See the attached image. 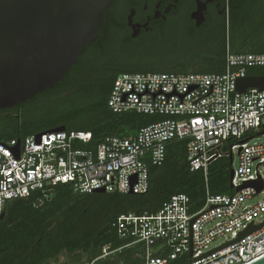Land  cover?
I'll list each match as a JSON object with an SVG mask.
<instances>
[{
  "label": "built area",
  "instance_id": "2783aa9c",
  "mask_svg": "<svg viewBox=\"0 0 264 264\" xmlns=\"http://www.w3.org/2000/svg\"><path fill=\"white\" fill-rule=\"evenodd\" d=\"M264 70V52L228 47L222 73H124L108 98L114 114L164 117L134 136L106 137L96 149L86 131L45 132L0 142V216L7 201L35 193L48 197L58 184L91 195H144L151 170L162 167L168 146L184 141L192 172L207 177L222 156L233 159L234 194L207 192L202 209L177 194L154 214H122L113 227L143 264H251L264 257V91H238V81ZM259 131V133H256ZM238 156V164L234 166ZM263 182L260 192L247 187ZM251 226L260 228L247 232ZM109 247L90 264L109 256Z\"/></svg>",
  "mask_w": 264,
  "mask_h": 264
},
{
  "label": "trees",
  "instance_id": "16d2710c",
  "mask_svg": "<svg viewBox=\"0 0 264 264\" xmlns=\"http://www.w3.org/2000/svg\"><path fill=\"white\" fill-rule=\"evenodd\" d=\"M235 16L244 22L246 11L243 6L233 4V21ZM241 31L248 36L263 38L264 15H258L250 26H242ZM226 35L227 33L225 37ZM106 60L107 54L100 52L94 65L102 67ZM224 70L210 69L201 73H222ZM260 71L264 74L263 69ZM151 72L189 73L157 71L136 64L133 69L117 74L110 81L76 86L71 95L48 102L41 115L50 117L54 112L81 100L94 105V110L81 128L66 129L91 132V149H96L108 136H134L142 127L157 123L164 117L136 112L114 114L108 108V98L119 75ZM34 115L28 119H33ZM1 125L7 130L16 125L14 119L6 115L5 110H0ZM17 126L15 133L0 138V142L37 134L36 130L22 131L19 124ZM58 127L61 125L52 124V128L45 131ZM232 170L231 158L222 156L209 166L207 177L201 171L192 172L187 160L185 142L174 141L168 146L165 164L151 170L150 189L147 194L86 195L74 192L70 185L58 184L48 197L35 193L26 199L7 201L0 216V264H90L103 255L105 247H109L111 254L99 264H143L139 255L140 248L127 247L129 242L117 235L113 227L115 220L128 213L154 214L177 194H186L195 210L202 209L207 192L214 195L235 193L231 188Z\"/></svg>",
  "mask_w": 264,
  "mask_h": 264
},
{
  "label": "flooded vegetation",
  "instance_id": "af4514ba",
  "mask_svg": "<svg viewBox=\"0 0 264 264\" xmlns=\"http://www.w3.org/2000/svg\"><path fill=\"white\" fill-rule=\"evenodd\" d=\"M233 4L244 7L243 23L237 16L233 21ZM258 15H264V0H113L104 14L98 39L79 55L78 63L63 80L32 100L6 109L5 113L13 119H28L42 111L48 102L71 95L76 86L110 81L117 74L133 69L136 64L123 56V52L172 43L176 39L197 41L210 52L207 61L215 65L224 57L225 34L243 36L242 26H250ZM100 52L108 56L102 67L94 65Z\"/></svg>",
  "mask_w": 264,
  "mask_h": 264
},
{
  "label": "water",
  "instance_id": "95a60500",
  "mask_svg": "<svg viewBox=\"0 0 264 264\" xmlns=\"http://www.w3.org/2000/svg\"><path fill=\"white\" fill-rule=\"evenodd\" d=\"M112 1L0 0V110L32 100L62 81L79 55L98 39ZM237 89L264 91V77L240 79ZM65 130L61 126L45 132ZM45 132L37 133V138ZM233 178L234 170L231 182ZM247 187L260 192L263 182H249L236 191ZM260 227L251 226L243 235ZM251 264H264V257Z\"/></svg>",
  "mask_w": 264,
  "mask_h": 264
},
{
  "label": "rangeland",
  "instance_id": "374dc122",
  "mask_svg": "<svg viewBox=\"0 0 264 264\" xmlns=\"http://www.w3.org/2000/svg\"><path fill=\"white\" fill-rule=\"evenodd\" d=\"M243 36H248L243 32ZM135 64H141L153 68L157 71H184L196 72V69L213 68L215 65L208 62L210 52L206 47L194 41L189 43L186 39H176L172 43L156 44L146 49L139 51H125L122 53ZM201 72V71H200ZM94 110V105L84 101H76L64 109L54 112L50 117L41 115L42 111L34 113L33 119H25L21 117L20 120L14 119L15 126L11 129H5L0 126V138H4L9 134L16 132L19 124L20 130H39L45 131L52 128L54 125H65L67 128H81L90 116V112ZM42 116V117H41ZM256 133H259L257 131ZM264 137L255 139L252 144L261 143ZM238 164V156L235 158L234 166ZM60 262L63 261L59 260ZM58 264V263H51Z\"/></svg>",
  "mask_w": 264,
  "mask_h": 264
},
{
  "label": "crops",
  "instance_id": "0c3cea01",
  "mask_svg": "<svg viewBox=\"0 0 264 264\" xmlns=\"http://www.w3.org/2000/svg\"><path fill=\"white\" fill-rule=\"evenodd\" d=\"M226 41V49L227 47L234 53H262L264 52V37L263 38H257L255 36H238L233 37L229 34L225 37ZM225 67V56L223 59L219 62H216L215 66L210 69H216V70H224ZM196 72L192 73H201L200 69H196ZM251 76H257V77H264L263 72L260 70L252 71L250 73Z\"/></svg>",
  "mask_w": 264,
  "mask_h": 264
}]
</instances>
